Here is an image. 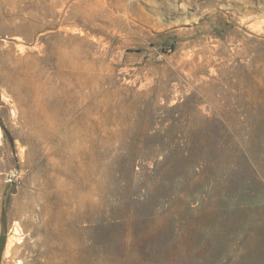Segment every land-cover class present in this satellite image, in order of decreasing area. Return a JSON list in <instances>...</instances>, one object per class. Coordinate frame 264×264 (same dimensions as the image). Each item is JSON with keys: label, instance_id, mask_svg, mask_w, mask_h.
Segmentation results:
<instances>
[{"label": "rangeland", "instance_id": "374dc122", "mask_svg": "<svg viewBox=\"0 0 264 264\" xmlns=\"http://www.w3.org/2000/svg\"><path fill=\"white\" fill-rule=\"evenodd\" d=\"M0 264H264V0H0Z\"/></svg>", "mask_w": 264, "mask_h": 264}, {"label": "trees", "instance_id": "16d2710c", "mask_svg": "<svg viewBox=\"0 0 264 264\" xmlns=\"http://www.w3.org/2000/svg\"><path fill=\"white\" fill-rule=\"evenodd\" d=\"M137 242H138V240H137ZM144 244H146V245H141V244L138 245V243H137V245H138V246H136L137 247V254L140 255L141 259H143L145 263L152 262L150 257H152V259L154 260L155 257H157L159 255V253L156 249L157 247L153 244L152 245H149L148 243H144ZM147 251H149V252L147 253ZM130 259L131 258L129 256L126 257V261L127 260L129 261Z\"/></svg>", "mask_w": 264, "mask_h": 264}, {"label": "bare ground", "instance_id": "6f19581e", "mask_svg": "<svg viewBox=\"0 0 264 264\" xmlns=\"http://www.w3.org/2000/svg\"><path fill=\"white\" fill-rule=\"evenodd\" d=\"M7 1V0H6ZM45 18H46V16H45Z\"/></svg>", "mask_w": 264, "mask_h": 264}]
</instances>
